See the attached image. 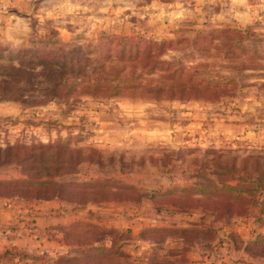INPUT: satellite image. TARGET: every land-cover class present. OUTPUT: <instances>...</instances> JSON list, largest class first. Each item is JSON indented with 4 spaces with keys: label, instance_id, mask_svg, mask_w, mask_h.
Segmentation results:
<instances>
[{
    "label": "rangeland",
    "instance_id": "rangeland-1",
    "mask_svg": "<svg viewBox=\"0 0 264 264\" xmlns=\"http://www.w3.org/2000/svg\"><path fill=\"white\" fill-rule=\"evenodd\" d=\"M84 4L74 12L73 0H33L22 25L14 20L26 13L0 12V151L8 149L0 152V195L17 192L13 187L24 182L14 181L26 166L29 179L49 174L50 180L64 182L66 197L86 192L89 202L109 201L113 194L137 202L159 182L166 183L155 170L159 163L175 161L179 167L176 161L186 153L197 156L185 159L196 165L197 173L189 176L193 183L211 180L219 188L239 180L249 188L256 158L264 164V15L247 26H217L200 13L189 16L183 27L172 25L163 29L167 34L153 36L141 28V2L131 0L127 9L97 14L87 12ZM119 39L134 43L122 50L115 46ZM158 41L165 43H151ZM64 56L93 62L83 63L79 81L63 83V88L41 79L31 81L33 91L27 84L20 91L9 88L13 78L60 71L56 59ZM86 72L98 86L80 83ZM68 86L74 90L65 92ZM169 135L177 142L173 147L162 145ZM181 174L178 179L186 177ZM233 176L236 181L229 179ZM118 183L135 192L115 190ZM251 194L243 193L240 201L223 191L194 194L204 202L172 218H192L204 228L193 232L211 239L217 219L227 220L237 211L224 206L241 211ZM174 201L159 199L167 210L187 208Z\"/></svg>",
    "mask_w": 264,
    "mask_h": 264
},
{
    "label": "crops",
    "instance_id": "crops-1",
    "mask_svg": "<svg viewBox=\"0 0 264 264\" xmlns=\"http://www.w3.org/2000/svg\"><path fill=\"white\" fill-rule=\"evenodd\" d=\"M130 1L73 0L71 8L74 12L82 10L87 2L90 14L113 13L127 9ZM136 1L142 3L138 9L141 18L145 17L141 28L153 36L167 34L163 29L172 25L183 27L189 16L194 19L200 13L217 26L225 22L247 26L264 15V0ZM32 4L33 0H0V12L26 13V18L14 20L22 25L32 12ZM241 137L244 136L238 139ZM166 138L163 146L173 147L177 143L172 135ZM187 157L197 156L186 153L178 157L179 167L173 165L175 161L159 163L155 170L166 183L164 186L159 182L161 185L150 195L193 184L189 176L196 165L187 164ZM177 172L186 177L178 179ZM149 199L84 204L59 198L0 199V264H75L84 256L81 248L89 256L110 254L112 260L107 264H264V193L249 205L245 215L218 222L211 239H204L201 234L187 237L191 231L204 228L192 218L175 222L177 218L161 217V213L150 211L153 203ZM118 206L125 208L118 212L114 210ZM173 229L179 231L177 235ZM156 232L161 234L158 238L153 235Z\"/></svg>",
    "mask_w": 264,
    "mask_h": 264
},
{
    "label": "trees",
    "instance_id": "trees-1",
    "mask_svg": "<svg viewBox=\"0 0 264 264\" xmlns=\"http://www.w3.org/2000/svg\"><path fill=\"white\" fill-rule=\"evenodd\" d=\"M133 41L132 39H119L116 41L115 46L116 48H121L122 50L126 49L127 45H133ZM152 45L157 46V45H161L164 44L165 42L162 41H158V42H151ZM97 49H94L93 52H96ZM121 58L123 57H127V56H120ZM129 58L127 57V60ZM133 59V58H131ZM57 62L60 64L59 65V70L60 71H56V70H46L45 73L43 74H39V75H32V74H28V75H23L21 78H13V83L9 85V88H13L16 87V89H18V91H20V86L27 84L30 86V89L33 91L34 88L36 87L35 85L31 84V81H39V79H41V81L43 82H51L52 84H54L55 86H59V88H63L62 84L63 83H72L73 81H79L78 76L80 77L82 74V72H80V67L82 66L83 63L86 62H93V60L91 58H85L84 60H80V59H76L73 57H68V56H64L61 57L60 60L56 59ZM52 61V60H51ZM54 61V60H53ZM96 63V62H95ZM151 63V67L152 69H154L156 67V62H150ZM74 72L75 74H77V76L71 77L68 75L69 72ZM73 74V75H75ZM18 76V75H17ZM66 76V78H64ZM83 78L81 79L80 83H85V84H90L91 86H98V82L96 81V79L90 80L92 78V73L88 74L87 72L85 73V76H82ZM38 78V80H37ZM21 79V80H20ZM77 79V80H76ZM87 82H84L86 81ZM83 80V82H82ZM90 81V82H89ZM3 83V84H2ZM1 86H3L4 88H6V83L2 82ZM64 85V84H63ZM62 86V87H61ZM44 89L42 88V86H39V90ZM65 92L67 91H73V87H67L66 89L64 88ZM85 93L87 94H96L95 90H88ZM116 95V94H113ZM9 100H16L13 98H8ZM43 146H39V148H37L38 150H41L40 153H42L43 151ZM1 153H8V149L6 150H2L0 151ZM33 157V156H32ZM28 159H25L24 161H26ZM18 164V163H17ZM235 164H233L234 166ZM253 171L256 173V176L254 178H248L247 179V184H249V188H244V186H242V184H239V180L236 181V179H234L233 177H230L229 179H234L235 183L234 185H226V184H220V187H216L215 183L211 180H205L204 183L200 184L197 182H194L192 185H190L187 188H181V189H177V191H174L175 189H168L166 190V192H157L153 195H145L142 196L141 198H147L149 200H151V202L153 203V211H157V213H161L160 216L163 218H172L175 217V213H178V215H183V213H187V209L189 207V205L193 206V204L195 203L196 205L199 203L204 202L203 197H201V199H195L192 196L194 194H202L203 195H207L210 194V191H215V192H220L223 191L224 193H231V195L233 196V200H238L240 201L241 199V195L245 192L247 193H252L249 196V201L247 202V204H244L243 209L241 211H238V209H240V207H236V206H231V205H225L224 207L229 209V210H233V209H237V211H234L232 213L233 217H240L246 214L247 209L249 207L250 204L254 203V201L256 200L258 195H261L264 193V164H260L258 162V159L256 158V162L253 164ZM29 168L26 166H21V169L18 172V175L21 176V179H18L16 181H14L15 183L21 182L23 181V185L22 186H18L15 185L13 188L17 190L16 193L10 194V195H0V199H20V200H26V201H32V200H49V199H54V198H59L62 199L64 201H69L72 203H77V204H84L85 202H87L86 200V192L84 194V196L82 197H78V194L75 193L73 194V196H64V193H67V190L64 188L65 187V183L62 182L59 177L61 176L60 174H58L56 177L59 179V181H53L50 180L49 178V174H45L44 178H38L37 176L32 177L31 179H29ZM196 172V171H195ZM197 173V172H196ZM205 178V177H204ZM119 184V183H118ZM64 188V189H62ZM111 189V188H110ZM114 189V188H113ZM21 190L23 191V194L21 192ZM120 191L121 193H125L128 191H132L135 192L133 188L131 187H127L124 186L123 184H119V187H117V189ZM129 195V194H128ZM120 196V194H119ZM131 196V195H130ZM195 196V195H194ZM201 196V195H199ZM111 197V196H110ZM118 197V196H117ZM172 198L175 201L171 202L172 204H175V206L178 207H187L186 209H171V210H167L166 208H162V202H159V199H163V198ZM114 199V200H131L134 202V197H132L131 199L128 196H125L123 198H116V196L113 194L112 197L109 199ZM141 200V199H140ZM139 200V201H140ZM138 202V201H137ZM186 202V203H185ZM231 217V218H233ZM220 218L217 219V222H220ZM190 232V231H188ZM199 234L198 232H193L191 231L190 233L187 234V237L189 236V238H194L196 235L195 234ZM153 234V233H151ZM160 233H154L153 235L155 237L158 238V235ZM161 235V234H160ZM194 235V236H193ZM199 236V235H198ZM81 250H83V255L79 257V259L77 260V262H75V264H80L83 262V260L88 259V261L90 263H93V260L95 262H98L99 260H104V264H107V262H111L112 260V256L110 254H106V253H101L100 255H93V256H89L88 253H85L84 249L81 248ZM114 257V256H113Z\"/></svg>",
    "mask_w": 264,
    "mask_h": 264
}]
</instances>
